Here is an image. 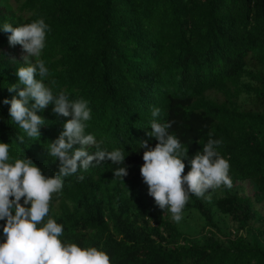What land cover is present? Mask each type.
Masks as SVG:
<instances>
[{"label":"trees","instance_id":"obj_1","mask_svg":"<svg viewBox=\"0 0 264 264\" xmlns=\"http://www.w3.org/2000/svg\"><path fill=\"white\" fill-rule=\"evenodd\" d=\"M17 2L0 0V25L45 19V82L54 81V92L72 100H87L86 131L127 155L124 178L115 177L118 166L110 160L64 178L50 210L63 225L62 240L102 247L113 264H264V217L256 206L264 197V0ZM8 37L0 30V141L10 143L13 157L27 156L54 175L59 162L46 146L70 117L49 104L39 112L46 124L35 140L11 120L3 100L22 87L9 91L25 52ZM153 107L161 110L158 122L172 121L169 131L188 149L184 174L210 133L222 141L218 150L230 163L232 187L221 186L213 204L236 224L233 237L218 234L212 205L201 197L190 195L184 210L205 217L206 243L182 233L149 195L139 146L144 139L158 143L147 136ZM244 185L251 192L239 189Z\"/></svg>","mask_w":264,"mask_h":264},{"label":"clouds","instance_id":"obj_2","mask_svg":"<svg viewBox=\"0 0 264 264\" xmlns=\"http://www.w3.org/2000/svg\"><path fill=\"white\" fill-rule=\"evenodd\" d=\"M0 30L9 33L10 45L19 44L25 52L23 63L16 70L18 83L12 84L9 91L22 87L17 95L3 100V104H10L11 120L35 140L46 124L39 112L49 104L57 115L70 117L60 135L46 146L48 156L59 162L54 175H46L27 156L13 157L10 143L0 141V221L4 222L0 223V264H113L102 247L62 240L64 228L50 215L51 201L54 194L61 193L65 177L106 160L118 166L113 169L115 177L124 178L128 174L127 155L119 148L108 150L93 133L86 131L92 119L87 100H72L63 90L54 92V81L45 82L50 69L40 57L50 26L44 18L16 26L5 23ZM160 114V108L153 107L147 136L158 143L153 147L150 140H141L144 163L140 172L156 205L170 212L179 223L190 195L210 199L206 196L210 190L232 187L230 163L218 150L222 141L212 139L210 133L208 142L191 158L190 170L184 174L188 149L169 131L172 121L158 122ZM24 139V135L18 137L21 143ZM92 147L94 152L89 151Z\"/></svg>","mask_w":264,"mask_h":264},{"label":"rangeland","instance_id":"obj_3","mask_svg":"<svg viewBox=\"0 0 264 264\" xmlns=\"http://www.w3.org/2000/svg\"><path fill=\"white\" fill-rule=\"evenodd\" d=\"M11 4L16 6L18 4L17 0H8ZM242 192H251V190L244 185L239 188ZM222 195L221 187L215 190H210L209 193H206V196H209L210 199L202 198L209 206L212 205V211L214 215V220L218 224L220 230L219 233L222 238L233 237L235 234L236 224L231 220V218L222 213L213 203L214 201ZM257 209L264 217V197L262 200L256 202ZM163 215H166L171 220L172 214L168 211L160 210ZM174 221V220H173ZM175 222V221H174ZM178 229L189 236L192 240H195L199 243H206L211 239L210 227L206 225L205 217H203L199 211L195 209H185L183 210L182 220L177 223ZM243 232V231H242ZM246 233V232H244Z\"/></svg>","mask_w":264,"mask_h":264}]
</instances>
